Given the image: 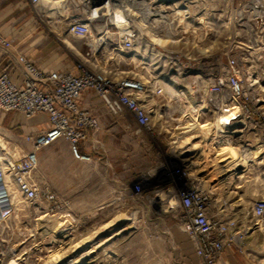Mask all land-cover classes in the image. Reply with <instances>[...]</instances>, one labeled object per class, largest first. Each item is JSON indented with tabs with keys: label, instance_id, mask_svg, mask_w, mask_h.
<instances>
[{
	"label": "built area",
	"instance_id": "obj_1",
	"mask_svg": "<svg viewBox=\"0 0 264 264\" xmlns=\"http://www.w3.org/2000/svg\"><path fill=\"white\" fill-rule=\"evenodd\" d=\"M25 1L34 8L36 21L50 32L61 31L79 40V47H71L79 59L72 69L47 71L23 51L16 55L10 52L13 42L0 32V51L10 52L9 60L20 69L17 73L6 67L0 71V124L9 112L46 124L40 131L32 129L23 134L22 140L28 146L18 138L8 148L0 146V216L16 195L32 203L38 217L62 214L70 206L49 184L36 178L38 153L63 139L75 158L93 160L91 155L80 152L79 144L101 128L95 99L124 129L136 135L145 132L148 136L178 137L210 122H199L207 113L203 105L191 107L180 116L169 105L176 98L169 86L181 88V81L196 68L194 63L181 60V39L191 36L200 54L208 52L200 46L211 36L204 25L210 23V17L196 19L187 6L192 0ZM137 24L147 28L151 35L141 36ZM181 24L186 28L182 36ZM223 54L226 62L219 63L222 73L211 83L209 91L228 89L232 105L225 99L221 100L222 105L227 109L236 107L237 112L254 119L255 126L264 134V106H254L247 97L239 59L229 50ZM185 86L193 91L196 88L194 83ZM208 130L203 139L210 137L217 147L233 142L227 129ZM0 133L5 139L8 136ZM176 158L182 162L178 169L167 171L163 162L160 167L172 178L168 187L171 198L177 201V225L193 243L200 264H222L224 248L231 242H241L246 231L238 229L236 219L211 211L208 196L191 175L187 157ZM144 194L143 185L136 184L133 199H143ZM250 212L254 224L264 226V198L255 199Z\"/></svg>",
	"mask_w": 264,
	"mask_h": 264
},
{
	"label": "crops",
	"instance_id": "obj_2",
	"mask_svg": "<svg viewBox=\"0 0 264 264\" xmlns=\"http://www.w3.org/2000/svg\"><path fill=\"white\" fill-rule=\"evenodd\" d=\"M0 32L12 40L10 52L23 51L47 71L72 69L79 58L59 46L25 0H0ZM10 52L0 51V71L6 67L17 73L20 69L9 60ZM94 104L99 107L101 128L79 144L80 152L94 159L75 158L68 142L59 139L39 151L35 171L40 183L49 184L60 199L70 203L64 213L55 215V220L62 218L69 227L70 250L81 249L82 264H200L193 243L177 225V201L171 198L168 185L157 190L152 183L143 199L132 197L135 185L142 183L138 178L154 180L159 164L153 155L150 164L137 162L147 134L124 129L100 101L95 99ZM249 121L254 126L250 129H228L233 144L217 147L210 137L200 139L201 150L207 144L209 155L198 152L199 158L190 161L197 164L198 185L208 196L211 211L236 219L238 229L246 231L241 242L224 248L222 264H264V226L255 225L250 212L253 201L264 198V134L254 119ZM45 126L9 112L3 115L0 131L7 135L11 131L28 146L23 134Z\"/></svg>",
	"mask_w": 264,
	"mask_h": 264
},
{
	"label": "rangeland",
	"instance_id": "obj_3",
	"mask_svg": "<svg viewBox=\"0 0 264 264\" xmlns=\"http://www.w3.org/2000/svg\"><path fill=\"white\" fill-rule=\"evenodd\" d=\"M187 6L196 15V19L210 17V23L204 25L211 31V36L202 43L203 46H200L201 49H208L203 55L194 47L195 43L191 36L188 39L186 37L181 39L178 46L183 52L181 60L194 63L196 68L189 73L190 77L181 81V88L177 87L184 95L180 94L181 97L178 98L174 91L176 98H173L169 105L179 116L191 107L203 105L207 113L202 115L199 122H210L203 127L197 125L194 131L178 137L165 134L147 135L145 142L140 144L137 162L139 165L150 164L153 155L156 158L154 161L159 164L154 180H149L145 176L138 178L146 192L151 191L152 183L157 186V190H161L172 182V178H168L166 171L160 167V162L165 163L167 171L176 170L181 166L182 162L176 159L177 152L173 148L183 137L188 136L189 139L183 146L178 147L179 152H182L179 157L189 158L187 163L191 175L197 180L199 179V170L195 169L197 164H190V161L199 158L198 152L209 155L206 153L207 144L201 150L203 143L200 139L210 131L208 128L212 122L217 124L214 127L217 129L221 127V122L225 121L229 126L227 130L254 127L250 119L237 112L236 108L227 109L222 105V99H225L229 106L232 105V96L228 89L221 92L209 91L211 83L222 73L219 63L226 62L223 54L225 50H229L232 56L239 59L247 97L254 106H264V0H192L191 3L187 2ZM137 26L141 36L146 37L150 34L143 25ZM184 29L186 28L181 24V36ZM47 32L57 40L61 48H66L77 55L66 45L64 38L75 46L79 42L78 39L69 37L61 31L50 32L47 29ZM189 83H194L196 90L185 86ZM193 95H197L198 99H194ZM228 114H231L229 118L222 119ZM7 133L6 141L10 146L16 136H13L11 131ZM0 135L2 136L1 133ZM59 162L64 161L60 159ZM55 218L38 217L33 204L16 195L0 216V264H82L81 249L72 252L66 242L71 239L67 236L70 233L69 227L62 218L59 220Z\"/></svg>",
	"mask_w": 264,
	"mask_h": 264
},
{
	"label": "bare ground",
	"instance_id": "obj_4",
	"mask_svg": "<svg viewBox=\"0 0 264 264\" xmlns=\"http://www.w3.org/2000/svg\"><path fill=\"white\" fill-rule=\"evenodd\" d=\"M64 41H67V43H68L69 45L72 46V43H71L68 39L64 38ZM169 87H170V89H171L173 92L175 91V94H177L178 96H179L180 94H183V95H184V93H182L181 91H178V90H177L176 88H174L173 86H169ZM186 96H187V94H186ZM235 108H236V107H235ZM235 108H234V109H235ZM230 116H231V114H228V115H226L225 117L223 116L222 119H227V118H229ZM204 125H205V124H202L201 126H204ZM216 125H217V124H213V122H212V125H211L208 129H213ZM220 128L223 129V130H226L227 128H229V126L227 125V122L225 121V122H221V127H218V129H220ZM188 139H189L188 136L183 137V138L180 140V142L178 141L179 144L173 148V150H174L175 152H177V156H176V157H178L179 155L182 154V152H179L178 147H181V146H183L185 143H187ZM0 146H2L3 148H8V143H7L6 139H5L3 136H1V135H0ZM176 159H177V158H176ZM217 160H218V159H217Z\"/></svg>",
	"mask_w": 264,
	"mask_h": 264
}]
</instances>
